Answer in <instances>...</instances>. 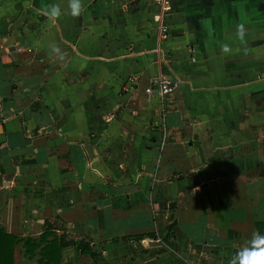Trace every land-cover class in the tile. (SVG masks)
Segmentation results:
<instances>
[{
  "label": "crops",
  "instance_id": "obj_1",
  "mask_svg": "<svg viewBox=\"0 0 264 264\" xmlns=\"http://www.w3.org/2000/svg\"><path fill=\"white\" fill-rule=\"evenodd\" d=\"M82 2L72 17L68 0H0L12 264H35L22 240L43 231L69 242L58 264H230L264 237V0ZM161 74L178 88L145 94Z\"/></svg>",
  "mask_w": 264,
  "mask_h": 264
},
{
  "label": "trees",
  "instance_id": "obj_2",
  "mask_svg": "<svg viewBox=\"0 0 264 264\" xmlns=\"http://www.w3.org/2000/svg\"><path fill=\"white\" fill-rule=\"evenodd\" d=\"M169 228L168 226L167 229ZM47 235L48 232L43 231L37 240L28 237L22 240L23 253L28 259L33 258L35 256V250H37L38 257L35 260V264H58L59 248L69 243L60 238H52L44 242ZM19 241L20 239L12 234L6 233L0 227V264H12L13 246ZM43 242L44 244L40 246ZM70 243L75 245L79 254H88L94 261L100 255L101 248L97 244L89 243L83 239Z\"/></svg>",
  "mask_w": 264,
  "mask_h": 264
},
{
  "label": "clouds",
  "instance_id": "obj_3",
  "mask_svg": "<svg viewBox=\"0 0 264 264\" xmlns=\"http://www.w3.org/2000/svg\"><path fill=\"white\" fill-rule=\"evenodd\" d=\"M68 8L72 17H79L84 11V5L82 0H68ZM62 10L58 4L50 5L44 10L43 15L50 21L59 19L62 15ZM246 28L243 23L236 26V36L244 41ZM222 52L230 53L231 48L229 45H222ZM53 53L59 54L60 49L57 46L52 47ZM63 57L61 56V59ZM264 237H259L254 234L251 248H244L237 252L232 259L230 264H264Z\"/></svg>",
  "mask_w": 264,
  "mask_h": 264
},
{
  "label": "built area",
  "instance_id": "obj_4",
  "mask_svg": "<svg viewBox=\"0 0 264 264\" xmlns=\"http://www.w3.org/2000/svg\"><path fill=\"white\" fill-rule=\"evenodd\" d=\"M155 4L159 5L161 9L166 8L167 0H152ZM168 37V28L165 25L158 24L157 26V38L158 42L165 40ZM18 49V48H17ZM180 81L175 77H169L166 75H159L148 86L144 88L145 94L148 96L156 95L160 98L169 95L176 88H178Z\"/></svg>",
  "mask_w": 264,
  "mask_h": 264
},
{
  "label": "water",
  "instance_id": "obj_5",
  "mask_svg": "<svg viewBox=\"0 0 264 264\" xmlns=\"http://www.w3.org/2000/svg\"><path fill=\"white\" fill-rule=\"evenodd\" d=\"M2 132V127H1V125H0V133Z\"/></svg>",
  "mask_w": 264,
  "mask_h": 264
}]
</instances>
